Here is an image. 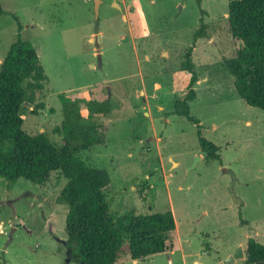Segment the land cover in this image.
<instances>
[{
  "label": "rangeland",
  "instance_id": "obj_1",
  "mask_svg": "<svg viewBox=\"0 0 264 264\" xmlns=\"http://www.w3.org/2000/svg\"><path fill=\"white\" fill-rule=\"evenodd\" d=\"M0 3V63L20 37L47 77L22 110V129L60 145L63 102L79 100L86 117L88 101L105 102L108 114L94 116L99 142L78 156L109 174L112 228L131 215L173 213L164 252L131 259L125 237L115 264H218L245 253L248 238L264 243V110L240 97L224 68L240 47L227 0H201L202 13L195 0H102L97 16L93 0ZM201 18L207 34L195 38ZM188 48L198 78L190 111L218 159L206 158L196 125L173 112L188 91ZM66 182L59 171L41 183L0 177V264H76L58 201Z\"/></svg>",
  "mask_w": 264,
  "mask_h": 264
},
{
  "label": "trees",
  "instance_id": "obj_2",
  "mask_svg": "<svg viewBox=\"0 0 264 264\" xmlns=\"http://www.w3.org/2000/svg\"><path fill=\"white\" fill-rule=\"evenodd\" d=\"M195 1L202 13L201 0ZM227 1L229 30L240 41V47L234 56L224 59V68L234 77L240 97L264 110V0ZM2 13L5 10L0 3ZM204 28L201 18L195 38L207 34ZM191 50L188 48L184 54L182 64L190 72L188 91L174 102L173 112L196 125L198 143L206 158L218 159V147L203 137L199 120L190 111L189 102L196 98L194 84L198 80ZM46 80L36 49L17 37L0 63V177L10 183L19 177L41 183L52 171L62 173L67 182L58 201L67 205L66 245L76 264H115L125 237L131 259L164 252L176 227L172 211L131 215L122 223L121 231H115L108 218L105 195L109 174L78 156L81 150L99 142L94 116L108 114L105 102L88 101L87 117L81 112L79 100L63 102L60 145L44 131L30 135L22 129V110L34 102ZM245 256L246 264H264V243L248 238Z\"/></svg>",
  "mask_w": 264,
  "mask_h": 264
},
{
  "label": "water",
  "instance_id": "obj_3",
  "mask_svg": "<svg viewBox=\"0 0 264 264\" xmlns=\"http://www.w3.org/2000/svg\"><path fill=\"white\" fill-rule=\"evenodd\" d=\"M93 2H94V13L97 16L99 3L102 2V0H93ZM113 5L119 7V5L116 2H113ZM98 39H100V35H98ZM97 56L99 57V53L97 54ZM243 256H244V252L242 250V247H239L234 254H232L222 262H219L218 264H226L229 263L230 261L236 260L237 258H242Z\"/></svg>",
  "mask_w": 264,
  "mask_h": 264
},
{
  "label": "built area",
  "instance_id": "obj_4",
  "mask_svg": "<svg viewBox=\"0 0 264 264\" xmlns=\"http://www.w3.org/2000/svg\"><path fill=\"white\" fill-rule=\"evenodd\" d=\"M0 232H3L2 226L0 225Z\"/></svg>",
  "mask_w": 264,
  "mask_h": 264
},
{
  "label": "crops",
  "instance_id": "obj_5",
  "mask_svg": "<svg viewBox=\"0 0 264 264\" xmlns=\"http://www.w3.org/2000/svg\"><path fill=\"white\" fill-rule=\"evenodd\" d=\"M176 228V227H175ZM244 256H245V253H244ZM245 258H246V256H245Z\"/></svg>",
  "mask_w": 264,
  "mask_h": 264
}]
</instances>
